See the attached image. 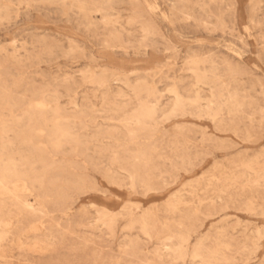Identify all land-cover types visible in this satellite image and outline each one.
<instances>
[{"label": "rangeland", "instance_id": "1", "mask_svg": "<svg viewBox=\"0 0 264 264\" xmlns=\"http://www.w3.org/2000/svg\"><path fill=\"white\" fill-rule=\"evenodd\" d=\"M0 264H264V0H0Z\"/></svg>", "mask_w": 264, "mask_h": 264}, {"label": "bare ground", "instance_id": "2", "mask_svg": "<svg viewBox=\"0 0 264 264\" xmlns=\"http://www.w3.org/2000/svg\"><path fill=\"white\" fill-rule=\"evenodd\" d=\"M43 134V133H42ZM176 208V207H175ZM134 225V224H133Z\"/></svg>", "mask_w": 264, "mask_h": 264}]
</instances>
